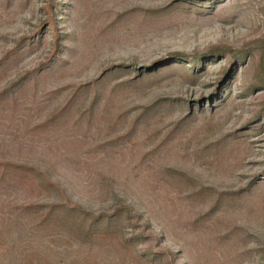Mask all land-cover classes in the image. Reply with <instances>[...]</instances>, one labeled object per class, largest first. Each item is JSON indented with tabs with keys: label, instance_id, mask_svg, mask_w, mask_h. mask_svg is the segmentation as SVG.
Segmentation results:
<instances>
[{
	"label": "rangeland",
	"instance_id": "374dc122",
	"mask_svg": "<svg viewBox=\"0 0 264 264\" xmlns=\"http://www.w3.org/2000/svg\"><path fill=\"white\" fill-rule=\"evenodd\" d=\"M0 264H264V0H0Z\"/></svg>",
	"mask_w": 264,
	"mask_h": 264
}]
</instances>
